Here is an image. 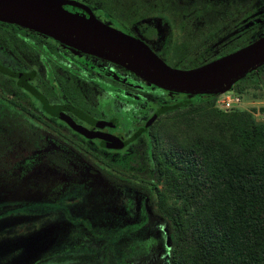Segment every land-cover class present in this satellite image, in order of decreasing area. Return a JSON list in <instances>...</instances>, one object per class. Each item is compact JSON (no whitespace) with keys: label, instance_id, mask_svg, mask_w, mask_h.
Instances as JSON below:
<instances>
[{"label":"flooded vegetation","instance_id":"obj_1","mask_svg":"<svg viewBox=\"0 0 264 264\" xmlns=\"http://www.w3.org/2000/svg\"><path fill=\"white\" fill-rule=\"evenodd\" d=\"M128 6L114 15L124 23L87 7L178 69L264 34V0ZM182 95L50 37L0 25V228L23 227L0 231V264H170L172 226L158 208L152 147Z\"/></svg>","mask_w":264,"mask_h":264},{"label":"trees","instance_id":"obj_2","mask_svg":"<svg viewBox=\"0 0 264 264\" xmlns=\"http://www.w3.org/2000/svg\"><path fill=\"white\" fill-rule=\"evenodd\" d=\"M77 1L107 18L131 3ZM248 87H264V64L230 90L242 96ZM214 100L215 95H182L168 109ZM165 123L154 132L152 154L154 185L162 183L158 208L172 226L170 264H264V121L246 111L213 109L200 129L184 122L172 134Z\"/></svg>","mask_w":264,"mask_h":264},{"label":"water","instance_id":"obj_3","mask_svg":"<svg viewBox=\"0 0 264 264\" xmlns=\"http://www.w3.org/2000/svg\"><path fill=\"white\" fill-rule=\"evenodd\" d=\"M81 13L70 12L66 6ZM0 21L50 37L76 51L110 61L147 84L185 95H216L264 64V34L203 65H166L141 40L101 22L75 0H0Z\"/></svg>","mask_w":264,"mask_h":264},{"label":"rangeland","instance_id":"obj_4","mask_svg":"<svg viewBox=\"0 0 264 264\" xmlns=\"http://www.w3.org/2000/svg\"><path fill=\"white\" fill-rule=\"evenodd\" d=\"M125 7V5H122V8ZM122 16V15H121ZM116 17H112V23H124L123 17H119V15ZM109 26L110 23L107 22ZM127 28H130L134 32L133 24L131 22H128L127 25H124ZM130 30V31H131ZM138 38L143 39L140 36H137ZM175 68V67H174ZM232 91L228 89L225 92L219 93L215 95V100L211 104H200L196 103L193 107L186 108L182 111L177 112H171L169 118L167 119L168 123H165V128L169 127V131L173 134L174 128H177L178 126H181L184 122H190V123H196V128L200 129L203 127V124H206V120H208V117L211 115V111L213 109H218L221 111H230V110H238V111H246L251 114L254 121L257 122H263L264 121V113L261 111V109L264 107V87L261 88H252L248 87L242 92V96H238V102H235L232 105V108L230 109H223L220 106L219 99L223 98L224 96L232 97L234 96ZM236 95V94H235ZM159 185H162L160 182ZM17 225H10V226H4L3 228H0V231L7 232V233H15V232H23V227H18L16 229ZM5 235V233H4ZM1 238V237H0Z\"/></svg>","mask_w":264,"mask_h":264},{"label":"built area","instance_id":"obj_5","mask_svg":"<svg viewBox=\"0 0 264 264\" xmlns=\"http://www.w3.org/2000/svg\"><path fill=\"white\" fill-rule=\"evenodd\" d=\"M238 99H239L238 96L235 95V94L232 97L224 96L223 98L219 99V103H220L221 108H223V109H230V108H232V105L235 102H238Z\"/></svg>","mask_w":264,"mask_h":264}]
</instances>
